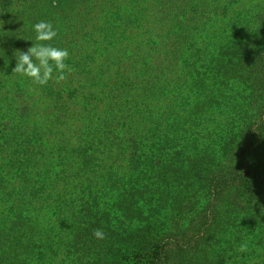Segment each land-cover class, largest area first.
I'll use <instances>...</instances> for the list:
<instances>
[{"label":"rangeland","instance_id":"1","mask_svg":"<svg viewBox=\"0 0 264 264\" xmlns=\"http://www.w3.org/2000/svg\"><path fill=\"white\" fill-rule=\"evenodd\" d=\"M143 6V0H0V100L18 107L19 99L22 105L23 101L29 105V99L36 96L40 98L38 105L44 100L59 110L75 106V102L95 110L106 108L108 113L103 130L111 137L105 147L111 146L105 166L103 162L96 164L102 165L101 174L83 182L81 178L72 179L66 194L44 204L58 202L66 209L79 206L88 198L87 190L93 184L99 192L109 191L123 202L139 199L164 179L169 181L161 189L173 183L184 185L183 179L174 180L173 176L190 172L197 178L209 163L228 168L239 157L248 127L257 128L262 122L264 0H177L173 6L176 22L169 28L174 33L163 38L160 48L165 50V57L153 59L150 69L141 73L139 69H125L120 51H126L133 19L141 15ZM39 21L52 22L58 33L48 43L69 51L65 63L73 71L66 70V79L59 83L53 79L38 85L12 73L15 50L40 43L33 30ZM131 66L137 68L134 63ZM2 111L7 117L8 134L1 141H23L21 162H28V154L35 156L42 151L41 139L31 126L19 123L11 109H1L0 105ZM90 133L102 137L101 129L97 135L95 127ZM99 148H103L101 143ZM258 156L260 152L256 151L246 157L258 162ZM88 161L92 163L93 159ZM29 164V176L34 169L46 170L49 181L59 183L54 181H59L62 174L60 161H54L51 167L40 161ZM37 178L44 181L42 176ZM13 185L11 182L9 187ZM181 191L183 197L184 189ZM46 199L32 203L35 207L30 217L40 214L39 205ZM18 200L17 195L9 203L17 207L27 204V199ZM81 214L83 237L93 236L102 219L91 220L95 227H88L90 214L87 210ZM129 235H123L122 240ZM137 243L135 240V246L126 248L131 251L130 264H147L155 257V245L148 240L139 248L141 242ZM85 250L82 247L80 254ZM0 259L6 258L2 255ZM67 260L64 264H69ZM2 263L8 264L6 260Z\"/></svg>","mask_w":264,"mask_h":264},{"label":"trees","instance_id":"2","mask_svg":"<svg viewBox=\"0 0 264 264\" xmlns=\"http://www.w3.org/2000/svg\"><path fill=\"white\" fill-rule=\"evenodd\" d=\"M143 1L141 15L133 19L126 51H120L125 69H139L141 73L150 69L153 59L165 57V50L162 52L160 48L163 38L174 33L169 28L176 22L173 6L177 0ZM167 39L171 40L172 36ZM186 68L190 74L188 63ZM37 99L40 100L35 96L29 99V105L26 101L22 105L21 98L18 107L0 100L1 109H11L16 114L12 116L19 123L31 126L42 143L39 144L42 151L36 149L38 154H28V162H21L23 141H1L8 134V127L6 115L0 112V257L6 258L0 259V264H4L2 260L8 264H64L66 259L69 264L70 261L130 264L132 255L126 248L135 246V240L141 242L139 248L148 240L154 243L155 257L147 264H264V113L257 128L248 127V138L239 150V157L228 168L209 163L203 168L206 172L197 178L190 172L173 176L174 180L183 179L182 187L173 183L161 189L169 181L164 179L140 194L139 199L124 202L120 197L113 198L109 191L99 192L93 184L87 190L85 202L66 209L58 202L44 203L66 194L72 179L81 178L83 182L89 176L99 175L102 165L96 164L103 162L105 166L111 146L105 147V141L111 137L103 130L108 113L106 108L95 110L75 102V106L59 110L44 100L38 105ZM94 127L96 135L102 130V137L91 135ZM55 144L59 146H52ZM256 151L260 152L258 162L246 157ZM91 158L93 161L89 163ZM56 160L64 166L60 180L54 181L59 182L57 185L49 181L50 173L46 170L34 169L29 176V162L40 161L51 167ZM41 176L44 181L39 182L37 177ZM11 182L14 185L9 187ZM173 188L176 190L171 191ZM17 195L18 202L27 199L26 206L9 203ZM41 198L48 199L39 205L40 214L30 217L35 207L32 203ZM86 202L88 208L84 206ZM83 210L90 214L88 227H95L91 220L102 219L96 229L104 231V239L83 237L80 231ZM127 233L130 235L123 241ZM242 244H247V251L239 250ZM82 247L86 250L80 254ZM87 250L89 253L84 258Z\"/></svg>","mask_w":264,"mask_h":264},{"label":"clouds","instance_id":"3","mask_svg":"<svg viewBox=\"0 0 264 264\" xmlns=\"http://www.w3.org/2000/svg\"><path fill=\"white\" fill-rule=\"evenodd\" d=\"M33 30L36 33V41L40 43H32L26 50H15V66L12 73L28 77L38 85H46L53 79L57 83L65 80V71H73L65 63L69 57V51L48 43L58 35L52 22L39 21L33 26ZM93 236L104 239L105 233L102 229H94ZM239 250L247 251V244H242Z\"/></svg>","mask_w":264,"mask_h":264}]
</instances>
